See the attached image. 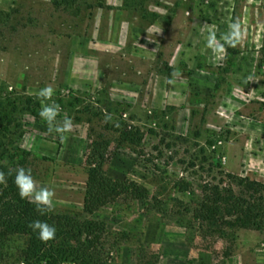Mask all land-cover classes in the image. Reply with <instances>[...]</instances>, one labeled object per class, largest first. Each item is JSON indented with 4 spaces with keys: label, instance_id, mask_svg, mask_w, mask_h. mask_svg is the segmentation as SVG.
I'll list each match as a JSON object with an SVG mask.
<instances>
[{
    "label": "rangeland",
    "instance_id": "374dc122",
    "mask_svg": "<svg viewBox=\"0 0 264 264\" xmlns=\"http://www.w3.org/2000/svg\"><path fill=\"white\" fill-rule=\"evenodd\" d=\"M232 23L240 39L226 49ZM53 104L49 124L40 112ZM65 118L71 130L57 132ZM0 132L30 151L52 210L100 233L103 264H264V231L203 235L181 191L218 169L264 182V0H0ZM89 157L120 191L91 214ZM23 245L7 237L0 264H22Z\"/></svg>",
    "mask_w": 264,
    "mask_h": 264
},
{
    "label": "trees",
    "instance_id": "16d2710c",
    "mask_svg": "<svg viewBox=\"0 0 264 264\" xmlns=\"http://www.w3.org/2000/svg\"><path fill=\"white\" fill-rule=\"evenodd\" d=\"M224 47L228 48L227 43ZM3 120L1 129L6 132L11 124L8 113H3ZM121 138L133 141L127 133ZM107 145L108 141L104 140L95 155L102 158ZM0 154L3 159L0 172L6 181L0 183V247L7 237L16 235L23 238L22 264H103L96 249L100 233L95 228L76 214L59 213L52 208L41 214L35 203L20 197L14 182L16 170L21 167L30 170V151L15 146L12 141H0ZM87 165V189L82 206L83 212L91 214L113 201L120 191L97 175L99 167L94 157L87 159ZM181 183V191L191 202L185 210L192 214L201 234L221 237L227 231L239 229L264 231V182L218 169L198 180L182 179ZM131 184L132 194L142 193L139 185ZM37 220L54 225L55 236L42 240L38 230L30 227Z\"/></svg>",
    "mask_w": 264,
    "mask_h": 264
},
{
    "label": "clouds",
    "instance_id": "9594fccd",
    "mask_svg": "<svg viewBox=\"0 0 264 264\" xmlns=\"http://www.w3.org/2000/svg\"><path fill=\"white\" fill-rule=\"evenodd\" d=\"M229 33L224 37V40L229 46L235 47L240 39V25L239 23H232L229 25ZM209 46H216L215 36L210 35L209 38ZM220 50H223V46H218ZM53 94V89L51 86L45 87L41 89L39 92V96L44 98L45 100L51 98ZM59 112L58 105H45L42 107L40 115L43 119L49 122V124H53L55 118ZM72 127V122L69 118H65L62 126L56 127L57 132H67L70 131ZM15 184L18 188L19 195L22 199L28 198L30 202H33L37 205V210L44 214L47 209L52 207V199L51 197L54 195L53 192L48 190L47 188H40L37 190L36 181L33 179L30 170H27L23 167L18 168L16 170L15 175ZM0 183H6L5 176L3 172H0ZM30 227L33 228L34 231L38 230V234L42 240H49L55 236L56 228L54 225H49L46 222L42 221H33L30 224Z\"/></svg>",
    "mask_w": 264,
    "mask_h": 264
},
{
    "label": "crops",
    "instance_id": "0c3cea01",
    "mask_svg": "<svg viewBox=\"0 0 264 264\" xmlns=\"http://www.w3.org/2000/svg\"><path fill=\"white\" fill-rule=\"evenodd\" d=\"M221 51H222V53H221V54L219 53V55L224 56V55H225L224 47H223V50H221ZM219 52H220V51H219ZM178 54H179V55H178ZM175 58H176V60H181V61H183V65L186 64L188 68H191V69L194 70V71H199V68L197 67L196 62H191V60H190L189 58L185 57V55H183L181 52H178L177 55H175L174 59H175ZM216 59L219 60L217 56H216ZM176 60H175V61H176ZM172 66H173V65H172V63H171V67H172Z\"/></svg>",
    "mask_w": 264,
    "mask_h": 264
}]
</instances>
